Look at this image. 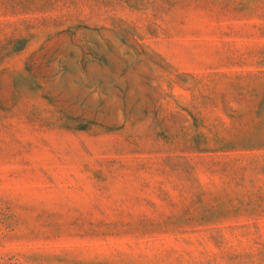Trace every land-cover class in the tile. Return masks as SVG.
Returning a JSON list of instances; mask_svg holds the SVG:
<instances>
[{
  "label": "rangeland",
  "instance_id": "obj_1",
  "mask_svg": "<svg viewBox=\"0 0 264 264\" xmlns=\"http://www.w3.org/2000/svg\"><path fill=\"white\" fill-rule=\"evenodd\" d=\"M0 264H264V0H0Z\"/></svg>",
  "mask_w": 264,
  "mask_h": 264
}]
</instances>
